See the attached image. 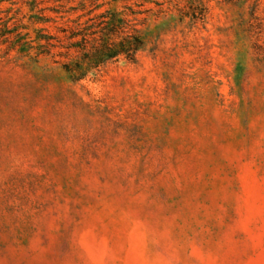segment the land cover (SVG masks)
<instances>
[{
  "label": "rangeland",
  "instance_id": "obj_1",
  "mask_svg": "<svg viewBox=\"0 0 264 264\" xmlns=\"http://www.w3.org/2000/svg\"><path fill=\"white\" fill-rule=\"evenodd\" d=\"M108 10L146 46L74 81ZM0 264H264V0H0Z\"/></svg>",
  "mask_w": 264,
  "mask_h": 264
},
{
  "label": "trees",
  "instance_id": "obj_2",
  "mask_svg": "<svg viewBox=\"0 0 264 264\" xmlns=\"http://www.w3.org/2000/svg\"><path fill=\"white\" fill-rule=\"evenodd\" d=\"M81 7H84L83 3ZM98 17V20L91 17L84 22L78 17L72 20V24L61 28V37H46L48 52L55 46L65 48V55L69 58L71 51L75 52L73 58L63 64L74 81L85 78L91 71L97 73L120 56L134 61L138 51L146 46V37L121 12L108 10Z\"/></svg>",
  "mask_w": 264,
  "mask_h": 264
}]
</instances>
